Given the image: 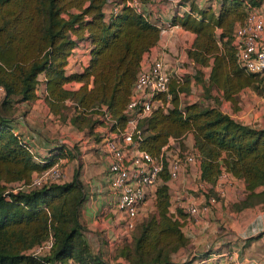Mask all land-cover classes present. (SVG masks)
Wrapping results in <instances>:
<instances>
[{
    "label": "trees",
    "instance_id": "1",
    "mask_svg": "<svg viewBox=\"0 0 264 264\" xmlns=\"http://www.w3.org/2000/svg\"><path fill=\"white\" fill-rule=\"evenodd\" d=\"M106 1L0 0V264H195L204 258V254L194 255L175 262L170 257L187 245V238L179 221L167 214L164 174L152 192L156 212L138 225L135 235H129L130 245L120 248L121 259L113 262L92 254L82 235L78 208L84 197L76 169L69 181L13 190L16 183L29 184L33 174L72 157L63 144L40 157L13 130L16 105L36 98L39 75L48 112L62 120L64 110H72L68 121L75 130L92 135L100 126L98 119L81 127L76 121L100 106L116 126L127 121L125 106L142 55L156 45L163 27L126 6L105 19ZM181 1L187 2V11L173 15L168 23L194 35L185 59L195 66H208L210 89L231 100L251 77L264 74L239 67L232 46L235 25L264 0H215L214 6L202 7L194 0ZM217 28L222 30L219 36L214 34ZM78 42H88V61L81 71L66 74L67 58ZM181 81L172 79L169 99L157 95L161 105L138 120L139 149L155 156L169 139H175L182 151L186 146L181 136L190 132L198 154L197 181L210 186L209 194L214 195L211 187L224 170L244 184L243 198L234 203L236 211L264 204V129L243 124L215 106L192 102L178 108ZM70 82L79 86L65 88ZM89 116L83 120L88 122ZM94 133L92 139L98 142L99 133ZM2 180L10 183L8 189ZM48 239L51 246L44 255L31 253Z\"/></svg>",
    "mask_w": 264,
    "mask_h": 264
},
{
    "label": "crops",
    "instance_id": "2",
    "mask_svg": "<svg viewBox=\"0 0 264 264\" xmlns=\"http://www.w3.org/2000/svg\"><path fill=\"white\" fill-rule=\"evenodd\" d=\"M141 2L146 15L151 20L156 21L159 26L163 27L159 40L150 50V53L157 54L159 52L163 58L168 60L173 54L172 50L177 41L180 42L179 44L182 47L185 45L182 43L183 39H188L187 43H191V33L168 23L173 15H181L187 11V2H182L181 0H141ZM194 2L198 7L205 6L208 3H211L212 6L215 5V0H194ZM262 7H264V4ZM86 60V55H82L81 51H77L76 56L71 58L65 66L66 74L81 71L83 65L86 64ZM42 80L43 76L39 75L35 90L36 98L33 101L22 102L16 105V119L14 121L17 132L32 146L34 152L40 157L46 156L52 147L60 145L56 141V134L42 127L46 121L49 128L51 126V118L53 121H58V117L49 113L44 103ZM78 86L79 84L76 82L64 85L68 89H76ZM211 91L220 109L223 107V113H226L235 120H239L243 124H248V122L246 120L242 122L239 116L243 117L247 115L252 120H256L258 126L264 129V108L259 106L258 109L256 108L252 112L240 110L237 112L238 118H235L232 114H229L230 109L227 107V102L223 99L222 93L215 88H211ZM17 113L20 114L18 117ZM65 121L68 122V118ZM27 122H29V125H27ZM100 129L101 126L95 127L93 131L99 133ZM77 132L79 133L80 131ZM88 137L90 138V136ZM90 139L92 142H89L88 147L83 149L81 153V163H83L81 173H79L80 170H77L78 179L84 190V199L78 208V220L87 226L101 225L102 228L106 226L108 231V227H117V225H111V223L115 224L116 219L120 223V220L118 214L116 215L117 218L110 216L114 214L115 209L112 205V195L106 185L105 173L107 163L102 156V148L98 142H95L92 138ZM186 141L191 142L189 143V147H191V134L187 135ZM65 147L67 148V146ZM60 161L66 162L67 159L61 158ZM67 165L69 170H66L64 181H69L73 174L70 164ZM197 183L198 181L193 174V169L180 173L178 178L173 181H167L168 193L171 192L172 194V203L176 202L175 208L178 207L177 204L180 197H193L198 203L203 200V196L197 191ZM185 189L189 190V192ZM243 196L244 184L241 180H238L233 186L226 187L223 196L218 200L217 204L211 207L207 213L200 214L196 222L190 220L181 209H176L177 213L178 210H181L180 212L184 215L182 218H178L176 213H172L180 221L179 229L187 238V245L174 252L171 255L172 260L174 256L187 247V251L185 252L190 255L204 254L201 262L205 264H241V262L247 260L253 261L256 264H264V204L238 211L226 208L227 203L231 205L238 202ZM109 205L111 209H109ZM113 209L114 211H112ZM119 227L122 229V225H119ZM119 227L117 228L118 230ZM222 230H224L223 233L217 235L219 237L216 238V233ZM107 231L105 232L108 233ZM207 248L210 250L207 251ZM186 256L187 254L185 253L181 254L180 261L176 262L185 261Z\"/></svg>",
    "mask_w": 264,
    "mask_h": 264
},
{
    "label": "built area",
    "instance_id": "3",
    "mask_svg": "<svg viewBox=\"0 0 264 264\" xmlns=\"http://www.w3.org/2000/svg\"><path fill=\"white\" fill-rule=\"evenodd\" d=\"M122 6L129 7L143 16L146 15L140 0H107L102 9L104 18L107 19L118 13ZM88 45V42H78L71 49L67 64L71 58L76 56L77 51L86 55L87 63ZM232 46L239 67L250 73H264V7L260 6V8L250 11L241 23L235 25ZM153 47L142 55L125 106V113L128 117L125 125L116 126L106 108L104 106L99 108L104 125L99 131L98 144L102 148L101 153L107 163L106 185L112 195V205L118 214L122 229L126 233L134 228L139 211L146 205L147 199L153 197L152 192L161 182L162 174L167 177V181H173L178 178L180 173L188 172L190 169H193L196 179L200 173L198 154L192 146L189 148L190 150L187 147L181 151L175 139H169L155 156H151L138 147L139 132L136 128L138 120L148 115L157 105H161L156 98L157 95L164 94L166 99H169L170 81L176 79L177 82H180L181 72H185L179 63V53V57L175 56V52L167 60L159 52L158 55L150 53ZM18 115L20 114L17 113V117ZM15 119L14 117L12 123L13 130L18 133L15 129ZM32 150L34 149L32 148ZM59 162L52 164L40 173L33 174L29 184L16 183L13 190L36 188L57 180L61 175ZM236 181L238 180L221 170L211 187L214 195L208 193L209 185L198 181L196 188L203 196V200L198 203L195 198L185 196L178 199L177 205L190 220L196 222L200 214L207 213L211 207L217 204L216 197L221 198L226 187L233 186ZM50 246L51 241L48 239L32 250H36L35 255H44ZM32 250L31 253L34 255ZM241 264L256 263L247 260Z\"/></svg>",
    "mask_w": 264,
    "mask_h": 264
},
{
    "label": "rangeland",
    "instance_id": "4",
    "mask_svg": "<svg viewBox=\"0 0 264 264\" xmlns=\"http://www.w3.org/2000/svg\"><path fill=\"white\" fill-rule=\"evenodd\" d=\"M72 11H76V10H72ZM222 32L221 29L217 28L214 31L215 36H219L220 33ZM192 34V39H191V43L192 40L194 38L193 33ZM225 39V37H224ZM177 41V40H176ZM188 39H183L182 43L185 44L184 47L181 46V44H179L180 42H176L177 44H175L172 53H175V56H178V53L180 55V59H179V63L180 66L182 67L183 71L185 72H181L182 76H181V84L180 88L181 90L178 93L177 99H176V104L178 106V108H182L183 106H185L188 103H192L195 102L197 103L199 106L201 107H207V106H215L217 107L220 111L224 110L223 107H221L219 104L214 100L212 91L209 87V85L207 84V74L209 71L208 66H195L193 64L190 63V61L185 59V55H186V51H188L191 48V43H187ZM180 45V46H179ZM218 45L220 44V41H218ZM181 52V54H180ZM179 57V56H178ZM185 75V76H184ZM2 97V91L0 90V99ZM227 102V107L230 109L229 114H232L233 117L238 118V111H243V112H252V110H256V108L258 109L259 106H261L262 108H264V74H260V75H256L250 78V81L248 80V82L246 83V86H244L243 88H241L234 96L231 100H226ZM212 102V103H211ZM173 106V102H171V107ZM72 110H64V119L60 120L59 118L57 119L58 121H53L51 118L50 124L51 126L48 128L47 127V123L46 121L43 123L42 127H45L51 131H53V133L56 134V141L58 142V144L62 143L65 146H67L66 150L69 151V155H72L71 158H67V161H60L59 162V167L61 169V175L60 177L57 179L59 180L58 182H62L65 179L66 176V170H69V167L67 164H70V168L73 169V171L76 170H80L79 173H81V169L83 167V163H81V153L83 151V149H86L88 147V143L92 142L90 141V138H93L92 135H97V133L92 132V135H87V130L83 131V132H77L75 131V128L72 127L66 120V118H69L70 114H71ZM94 113H92L91 116H89V114L91 113H86L89 116V121L86 122L85 120H83V118H87V115H83L81 117H78L76 124L78 127L84 126L86 123L87 125H90V121L92 119L94 120H99L101 123H99V125L102 127L103 126V120L100 117V110L99 109H93ZM91 117V118H90ZM240 119H242L241 121H247L248 126L254 127V128H260L258 126V122L256 120H252L251 117L245 115L243 117H241V115L239 116ZM239 121V120H237ZM52 122V123H51ZM240 122V121H239ZM262 125V123H260ZM27 125H29V122H27ZM96 123L93 125L95 126ZM41 127V126H40ZM99 127V126H97ZM96 127V128H97ZM188 134H191L190 132H187L185 135H182L181 138L183 139V142L186 146V148L188 147V150H190L189 148V143H191L190 141H186V137ZM87 135V136H86ZM90 136V138L88 137ZM192 136V134H191ZM194 140L192 137V144H193ZM3 177H5V173L2 174ZM2 185L4 183L5 189H8L10 187V183L7 182L5 183V180L1 181ZM160 184V182L158 183V185ZM82 187V186H81ZM83 190V187H82ZM186 190V189H185ZM84 191V190H83ZM187 192H189V190H186ZM168 193V192H167ZM84 194V193H83ZM171 192L168 193V198H167V205H166V209H167V214L170 216L172 213H176V215L179 217H183L184 215L182 214V212H180L181 210H178V213L176 211V209H180L179 207H176V202L172 203L171 200ZM156 201V200H155ZM110 206V205H109ZM257 206V205H256ZM228 210H232V211H236V209L234 208V203L233 204H229L227 203V207ZM109 209H111V206L109 207ZM114 211V209L112 210ZM173 211V212H170ZM238 211V210H237ZM156 212V208H155V204H154V200L153 197L152 198H148L146 201V205L139 211L138 214V218H137V226L136 228L130 233V234H126V232L123 231V229H120L119 225H121V223H119L116 219L115 224L111 225H117V227H108V231L106 229V226H104V228L101 227V225H89L87 226L85 223H82L79 220V223L81 225V231H82V235L91 251L92 254H96L101 256L102 258L108 260V261H115V260H119L121 259L118 256V251L120 248H123L124 245H130L131 240L129 239V235H131V237L133 235H135L138 231V225L145 221L148 216L151 213H155ZM110 215V214H109ZM117 213L114 211V214H111L110 216L112 218H114L113 216L116 217ZM101 217V216H100ZM175 218L173 217H170ZM104 220V218H103ZM173 220V219H172ZM178 220V219H177ZM179 221V220H178ZM180 223V221H179ZM119 227V230L117 229ZM102 228V229H101ZM105 231H107L108 233H106ZM224 230L222 231H218L216 233V238L219 237L217 235H220L221 233H223ZM110 233V234H109ZM164 240H162L161 242H163ZM210 248V247H209ZM181 249V248H180ZM179 249V250H180ZM208 249V248H207ZM210 249H208L207 251H209ZM187 251V247L185 249H183L182 251L179 252L178 255L173 257V261H180L181 254H187L186 256V260H188L189 258L192 257H196L194 255H190L189 253L185 252ZM198 251V250H196ZM32 252L34 254H36V250H32ZM173 254V253H172ZM171 257V256H170ZM172 259V258H171ZM200 260V259H199ZM199 260H196L194 263L195 264H205L204 262H200ZM69 262V261H68ZM71 262V261H70Z\"/></svg>",
    "mask_w": 264,
    "mask_h": 264
}]
</instances>
